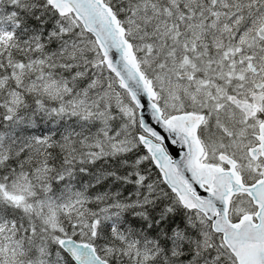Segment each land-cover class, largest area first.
<instances>
[{
    "label": "snow or ice",
    "instance_id": "6c2138e0",
    "mask_svg": "<svg viewBox=\"0 0 264 264\" xmlns=\"http://www.w3.org/2000/svg\"><path fill=\"white\" fill-rule=\"evenodd\" d=\"M0 264H264V0H0Z\"/></svg>",
    "mask_w": 264,
    "mask_h": 264
},
{
    "label": "water",
    "instance_id": "95a60500",
    "mask_svg": "<svg viewBox=\"0 0 264 264\" xmlns=\"http://www.w3.org/2000/svg\"><path fill=\"white\" fill-rule=\"evenodd\" d=\"M143 103L145 104L144 116H145L146 119L150 120V114H149V111L147 109V100H146V98L143 100ZM174 158L179 159V156H174Z\"/></svg>",
    "mask_w": 264,
    "mask_h": 264
}]
</instances>
